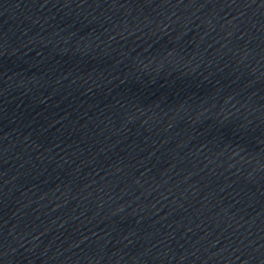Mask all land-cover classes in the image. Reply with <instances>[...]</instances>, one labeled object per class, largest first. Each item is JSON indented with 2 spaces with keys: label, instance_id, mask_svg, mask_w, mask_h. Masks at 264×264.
<instances>
[{
  "label": "water",
  "instance_id": "95a60500",
  "mask_svg": "<svg viewBox=\"0 0 264 264\" xmlns=\"http://www.w3.org/2000/svg\"><path fill=\"white\" fill-rule=\"evenodd\" d=\"M0 145L114 264H264V0H0Z\"/></svg>",
  "mask_w": 264,
  "mask_h": 264
}]
</instances>
